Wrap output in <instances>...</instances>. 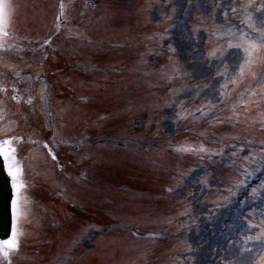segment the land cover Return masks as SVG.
Listing matches in <instances>:
<instances>
[{
    "label": "rangeland",
    "instance_id": "374dc122",
    "mask_svg": "<svg viewBox=\"0 0 264 264\" xmlns=\"http://www.w3.org/2000/svg\"><path fill=\"white\" fill-rule=\"evenodd\" d=\"M6 2L9 4L10 0H6ZM177 2H179L178 5L180 7L187 6V11L193 14V24L199 25L194 27L192 24L193 32L197 30V27L198 30L201 29L206 32L208 42L206 44L205 50L207 53L205 57H203V53L200 50L195 49L192 45L195 34L189 31L186 40L193 54L192 56L188 55L189 57L184 64L176 62L174 65L173 59L168 54H165L164 45H167L166 30L170 22L173 0H102L101 13L103 14L100 17L98 16L100 9L98 12H93L91 16L87 12V20L82 19L81 22L85 21V27L90 28L92 20L89 17L93 19L98 17V26L103 28V42L99 46L104 49L114 43L123 45L124 54H108L109 57H104V61L103 58L98 60L101 66L102 64L104 66L119 65L121 63L129 66L126 67L123 73H116L112 70L104 72V70H101L103 71L101 79L86 81L90 90L87 89L85 83L81 85V90H88L89 92L102 89V107L95 104L94 106L91 105L90 108L85 106V109H75V106L65 98L68 94H63L64 100L61 102L62 104L54 102L49 106L53 109L56 108L60 117L63 116V121L58 119L59 131L64 138H67L66 144H63L72 149L76 146L77 139L75 136L79 134L77 129L74 128L78 122H81L88 129H91L90 131L92 132L101 129L103 134L111 135L115 139L131 140L136 138L144 139L146 135L162 134L164 131L172 133L179 131L181 128L194 129L196 127V134L199 133L197 135L199 140L202 139L209 145L216 148L219 147L221 150L217 151H221V153L210 154L202 165L201 163L192 164L193 161L184 164L177 159L168 160L167 156L155 154L154 152L151 153V157L134 149L127 152L121 143H116L119 145L115 147L110 146L112 145L111 143H103L99 147L107 149V153H103V157L107 156V158L102 160V179L103 182L106 180L105 182L109 185L113 184V187L105 185L104 190L110 189V191L105 193L103 190L102 195V191L99 190L93 193L89 190L91 188L88 187H86L88 189H85L88 190L89 194H84L82 189L77 190L74 185L71 188L69 180L57 168L54 170L53 163L51 164L45 158L43 151H38L40 149L30 150L29 147L23 149L26 151L21 153L29 174L32 177L38 176L44 184L54 188V190L60 192L62 190L65 204H70L71 202L78 204L76 207L70 208V213L81 214V218L70 215L68 208L61 207L57 209V205L44 196L45 192H38V194L41 193L42 195L41 209H38L41 215H35L33 219H36L37 223H41L34 225L32 231L28 227L27 237H24L21 242L22 245L27 246L25 249L28 252L31 251V248H38L41 253L36 258H30L26 252L24 260L21 262L16 260L17 264H106L105 260H103V253H107L111 245H113L111 248L112 253L109 254L111 258H108V264H198L196 257L201 253V250H204V252L207 248L208 251L210 250L208 244L202 243L205 246L197 245V238H203V236L199 237V233L205 236L206 230L213 224L217 227V213L222 206H214L217 201L220 203V198L214 196L215 190L218 191V188L222 190L228 186H232L231 190L236 188L235 180L238 178V168L235 166L233 158L229 161L226 160L229 157H233L231 149L236 147L232 143L234 140H239L241 143L236 145L237 147L240 146V157L236 158L235 155L234 159L249 164L251 157L248 156L247 147L244 146L246 142L252 143L249 136L254 134V139L258 143L264 142V93L259 90L262 86V80H264V35H262L264 33V0H232V3L222 8L223 12L220 8L221 0H177ZM46 7L47 0H44L42 8L46 9ZM19 12L20 10L16 9V15ZM23 14L26 15L27 10ZM34 17L37 21H40V17ZM32 21L30 19L29 24ZM77 22L78 20H75L74 25ZM46 24L41 19L40 24H38L39 30L47 31L48 27H46ZM202 25L203 28H201ZM80 42L82 47L87 46L85 38L82 37ZM252 43H255L258 47L253 51L252 56L249 57L244 48ZM68 44L71 46L70 43ZM236 45L241 47H236ZM153 49H157L156 58L152 59V61L157 65V68L154 66V70L158 69V71H155L150 78H143L139 74L140 68H147V66L145 64L139 65V61L137 62L135 59H137L138 55L140 59L144 60L145 53ZM60 53L59 63H55L52 58L45 60V74L47 72L53 75L55 70L59 74L63 73L64 69L68 67L67 61L70 65L71 61L69 59L73 58V49L71 47L68 48V46L61 47ZM63 55L66 58H63ZM90 62L92 61L82 60L79 65ZM241 68H243V72H241ZM192 72H196L197 76L194 83L188 84V93L186 98L183 99L179 95V83L183 84L188 81L187 79L190 75L193 77ZM141 79L145 86L137 85ZM164 79L165 84H167V90L172 88L171 99H173V102L171 100V107L168 109L167 115H159L160 112H157V106L155 107L159 100L152 89V85L163 83L161 81H164ZM68 80L67 78L66 82L70 83ZM124 81L126 82L122 86H114L116 83ZM252 84L254 85L253 89L255 91L258 89L257 92L260 93L259 95L256 94V98L249 100L252 101L253 107L258 106L256 112L254 109L249 113L235 109L231 119L217 118V121H213V127L210 129H207L205 124L202 127H198L201 125L200 122L204 123L205 119L219 112V110L216 111V108L220 104L222 105V102L228 98L232 91L238 90V92H242L239 94L242 96L247 92V90L243 89ZM144 87H147V93ZM75 90L76 98H80L79 94H89L78 88ZM64 91L67 90L64 88ZM38 101L35 112L39 114L34 113L36 116L34 119L26 120L28 123L24 124L21 120L13 118L7 126L0 127V136L11 135L14 130L24 135L27 130L30 131V127L33 125L37 129L43 130V132L47 131L49 133L47 136L50 139L48 143L52 144L51 131L53 132L55 129L49 124L52 121L48 123L43 118L49 108L47 109L43 102V95L41 101L40 99ZM231 101H229L230 104ZM4 106L2 104L0 108L2 109ZM77 114L81 115L80 117L76 116V119L74 115ZM49 116L51 117L52 115ZM140 117L142 119H139ZM90 118L93 119V123L89 121ZM49 119L51 120L52 118ZM99 120L101 122H98ZM140 120H142L139 125L140 128H137ZM57 121L54 123L55 125H57ZM64 126L65 128H63ZM136 128L139 129L138 132H134ZM69 130H71V133ZM97 140H102V137L90 140V142ZM244 140L247 141L244 142ZM229 151L230 154H228ZM25 154H27L26 158ZM64 155L67 156V159L74 161L76 168L78 166H86L88 170H93L92 177L95 180L98 179L96 171L90 169L86 163L91 158L100 163L98 158L100 156L90 155L89 153L80 156L70 154L74 156L73 158L65 153ZM253 155L262 161L260 150ZM60 156L63 155L61 154ZM95 156H98L96 157L97 160L94 158ZM111 156L114 157L113 160L115 159L114 164H111L112 161L109 160ZM217 156L220 158L218 157L216 161ZM118 162V167L123 168L121 173L115 172L116 168L107 170V167H117ZM201 170H204V175H201ZM243 170H245V166L240 167V171ZM197 173L199 174L197 175ZM174 177L176 178L175 181L178 182L176 188L182 187L184 189L183 193L178 199H171L170 203L166 200L160 201L159 197L165 193L167 185L171 183ZM226 181L227 184L223 185ZM120 184L132 187L134 193L121 190L120 192H115L116 185ZM121 185L120 187H122ZM162 189L163 192L160 193ZM261 189L263 191L264 188L262 187L259 190ZM202 193L205 196L202 203H199L196 199ZM107 196L109 198H106ZM81 198L86 199L87 202L85 203V200H81ZM42 202L47 204L43 207ZM195 208L198 210H193ZM252 215V223H255L254 219L259 214L253 212ZM262 215L264 216V213ZM181 219L187 221L183 230L179 226L182 222ZM248 220L250 219L248 218ZM95 222L102 226L96 228L93 232L98 236L95 237L93 242L88 241L89 246L85 245L82 249L83 245L80 244L81 240L79 241L78 238L85 236L87 233L84 231L88 227L93 226ZM103 223L105 225L108 223L112 227L103 229ZM128 224H139L144 227L143 229L146 230L148 228L158 234L172 233L175 238L171 241L167 240L155 244H148V242H143L142 239L137 241L139 232L143 236L148 235L149 232L137 230V228L132 231L131 228L133 227ZM121 228H125V230ZM247 228L245 229L247 234L241 232L239 239L229 244L226 255L221 256L216 264H264V229L262 233L252 235L250 232L252 230L249 229L254 228V225L249 224ZM99 231H103L107 234V237L104 236L103 238V232L98 234ZM68 242L73 245L72 248L77 247L79 256L72 259V262L71 259H66L62 262L63 257L59 256L63 254V248ZM101 242L105 249L103 247L100 248L101 245H97ZM117 245L122 247L125 253L121 257H119ZM66 247L71 246L66 245Z\"/></svg>",
    "mask_w": 264,
    "mask_h": 264
},
{
    "label": "snow or ice",
    "instance_id": "6c2138e0",
    "mask_svg": "<svg viewBox=\"0 0 264 264\" xmlns=\"http://www.w3.org/2000/svg\"><path fill=\"white\" fill-rule=\"evenodd\" d=\"M63 7V6H61ZM11 15V5L6 2V0H0V36L7 35L6 28L10 25ZM251 19V17H249ZM264 35V33H262ZM236 47H241L240 45H236ZM258 46L255 43L250 44L248 47L244 48V51L248 54L249 57L252 56L253 51ZM214 55V53H213ZM241 72H243V68H241ZM47 147V145H45ZM179 151H190L189 148H181ZM200 151H205L203 147L200 148ZM0 156H2L7 165L8 175L12 178V187L16 193V199H14L11 203V211L13 221L21 215L20 208V192L24 187L23 182L20 177L22 174V168L17 159L16 149L13 147V141L11 139H5L0 141ZM55 160V155L52 156ZM255 194V193H253ZM20 233L18 232L15 223L13 224L11 237L7 240H0V254L9 255L10 252L16 251L19 248V237Z\"/></svg>",
    "mask_w": 264,
    "mask_h": 264
},
{
    "label": "water",
    "instance_id": "95a60500",
    "mask_svg": "<svg viewBox=\"0 0 264 264\" xmlns=\"http://www.w3.org/2000/svg\"><path fill=\"white\" fill-rule=\"evenodd\" d=\"M12 200V190L10 180L3 172V167L0 162V237L8 236L11 227L10 204Z\"/></svg>",
    "mask_w": 264,
    "mask_h": 264
}]
</instances>
